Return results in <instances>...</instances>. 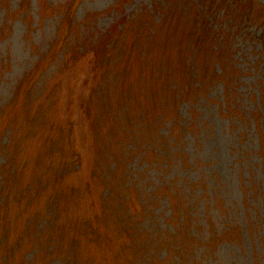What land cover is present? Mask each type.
Listing matches in <instances>:
<instances>
[{"label":"rangeland","instance_id":"obj_1","mask_svg":"<svg viewBox=\"0 0 264 264\" xmlns=\"http://www.w3.org/2000/svg\"><path fill=\"white\" fill-rule=\"evenodd\" d=\"M69 6L71 37L64 54L72 41L80 46L78 40L88 31L105 34L119 20L125 21L110 38L105 51L110 56L92 74L100 77L105 73L100 87L111 88L109 97L119 104L122 124L126 109L133 126L139 125L133 128L135 140H149L155 127L165 135L185 126L180 130L187 132L177 146L184 147L188 162L182 157L180 166L162 169L163 174L160 169H149L142 182L153 180L164 189L165 181L174 175L182 183L197 180L195 194L201 198L193 213L204 226L200 236L211 237L207 239L214 251L211 263L264 264V0H0V129L8 124V116L15 119L19 112L23 87H17L22 82L34 78L36 92L45 93L53 89L58 76L70 79L62 50L57 48L49 59L51 54L46 55L54 50L53 39L61 26H69L59 17ZM190 60L192 67L185 64ZM81 73L88 76V68ZM186 82L193 104L180 97L178 101L177 90H184ZM204 82L209 84L207 90ZM191 85L196 87L195 94ZM53 94L63 96V92ZM79 94L77 91L76 99ZM21 114L22 110L15 122ZM20 131L10 136L9 151L3 156L0 153V169L5 165L1 171L9 168L10 180L16 179L7 183L8 193H0V206L4 207L0 211L10 227L11 220L20 218L25 193L33 197L34 210L36 207L38 214L46 216L39 225L45 230L43 235H55L70 221L71 204L52 201L47 195L50 189L35 192L20 186L19 181L26 177V173L20 175L24 160L39 153L34 150L32 132L23 125ZM109 133L107 128L101 142L111 155L109 168L114 167L116 177L123 166L117 141L108 138ZM0 138L3 143L8 141L6 133ZM45 160L47 156H42L43 163ZM130 168L134 173L142 166L135 159ZM46 197L52 206L56 204L53 209L43 205ZM174 200L177 203V194ZM19 202L21 206H17ZM72 206L75 223L82 211L80 199ZM161 209L159 204L155 212ZM217 212L222 222L212 217ZM153 220L144 218L142 224H154ZM22 223L20 219L12 226L22 229ZM170 225L189 247V234L174 222ZM65 231L69 226H64ZM170 237L165 231L161 239L168 242ZM53 238L47 240L48 250L46 246L37 253L34 264H63L64 255L50 244ZM142 244L147 245L143 238ZM10 245L11 241L7 247ZM27 256L26 260L31 259L32 253Z\"/></svg>","mask_w":264,"mask_h":264},{"label":"trees","instance_id":"obj_2","mask_svg":"<svg viewBox=\"0 0 264 264\" xmlns=\"http://www.w3.org/2000/svg\"><path fill=\"white\" fill-rule=\"evenodd\" d=\"M71 14L69 6L63 15H59L60 22L69 24ZM123 22L125 21L119 20L112 24L105 34L88 31L82 41L77 39L81 42L80 46L72 41L66 54L63 50L71 37V25L61 26V31L53 39L54 50L46 52V55L51 54L48 55L49 59L60 48L64 67L68 66L67 71L71 74V77L68 75L70 79L65 81L58 76L53 89L48 88L45 93L36 92L34 78L18 85L17 89L23 87L20 94L21 105L16 118L8 116V124L0 129V136L6 133L8 140L3 143L0 138V153L3 156L6 149L9 151L10 136L13 131L21 132L20 125L31 131L34 150L37 148L39 153L30 160H24V170L20 167V175L26 173V177L19 181L20 186L24 190L28 188L35 192L50 189L47 195L51 196L52 201L64 200V203L71 204L72 211L70 221L61 225V232L43 235L45 230L39 228V225L46 216L38 214L31 203L33 197L23 193L21 198L26 201L23 205L17 203V206L23 207L19 214V220L23 219L22 229L16 228L15 224L12 226L19 220H11L12 225L8 227L6 214L0 211V264H34L35 256L47 246L50 236L54 237L50 244L64 255L63 264H213L210 255L214 251L207 246V239L209 241L211 237L200 236L204 226L193 213L201 198L200 194H195L198 181L182 183L174 175L165 181L164 189L154 184L153 180L142 182L143 174L149 169H160L163 174L162 169L180 166L182 157L183 161L188 162L184 147H179V144L177 146L187 132L181 131L185 126H178L174 134L170 131L165 135L160 127L157 130L155 127L149 140H135L132 134L136 130L133 128L139 125L133 126L134 121L127 118L126 109L122 114V124L117 112L119 104L117 106V102L109 97L111 88L100 87V78L105 73L100 77L92 74L96 66L110 56L109 51H105L109 49L112 34ZM185 64L192 67L191 60ZM86 67L88 76L81 73ZM189 75L195 77L191 72ZM191 80L194 83V79ZM186 84L188 86L184 90H177L178 101L183 98L187 103L193 104L189 101L190 84ZM205 86L208 88L209 84L204 82V89L207 90ZM195 88L191 85L194 94ZM77 91L80 94L76 99ZM54 92H63V96L54 95ZM21 110V119L15 122ZM107 128H110L108 138H112L113 142L117 141L119 163L123 166L120 175L116 177L113 174L114 167L109 168L112 165L111 155L105 151L106 147L101 142V135L106 136ZM186 129H191V126ZM42 156H47L44 163ZM135 159L142 168L132 173L130 164ZM103 160L108 163L105 164ZM144 165L147 168H143ZM4 166L0 169V193H8V184L16 182V179L10 180L9 168L1 171ZM176 194L177 203L174 200ZM77 199H80L82 211L78 214L79 220L74 223L75 212L72 205ZM159 204H162V209L156 213ZM43 205L53 209L56 204L52 206L46 197ZM0 207L3 209V204ZM212 217L215 222H222L220 212L212 214ZM144 218H154V224L152 221L142 224ZM170 222L182 227L183 233L189 234L192 238L189 247L182 244L180 233L175 227L169 228ZM66 225L69 226L68 232H64ZM165 231L171 235L168 242L161 239ZM142 238L147 241L148 246L142 244ZM58 239L61 243H58ZM9 241L11 245L8 248ZM201 244L203 249H200ZM187 248L189 252L186 253ZM30 252L32 257L26 260L24 255L27 256Z\"/></svg>","mask_w":264,"mask_h":264}]
</instances>
